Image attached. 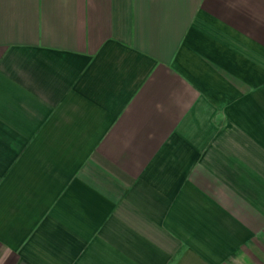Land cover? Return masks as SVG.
Masks as SVG:
<instances>
[{
    "label": "crops",
    "instance_id": "0c3cea01",
    "mask_svg": "<svg viewBox=\"0 0 264 264\" xmlns=\"http://www.w3.org/2000/svg\"><path fill=\"white\" fill-rule=\"evenodd\" d=\"M0 264H264V0H0Z\"/></svg>",
    "mask_w": 264,
    "mask_h": 264
}]
</instances>
